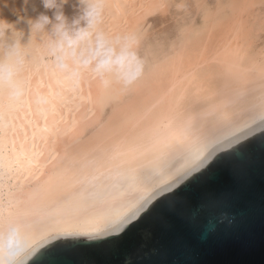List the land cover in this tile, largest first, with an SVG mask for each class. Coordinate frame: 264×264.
Wrapping results in <instances>:
<instances>
[{
  "label": "bare ground",
  "instance_id": "6f19581e",
  "mask_svg": "<svg viewBox=\"0 0 264 264\" xmlns=\"http://www.w3.org/2000/svg\"><path fill=\"white\" fill-rule=\"evenodd\" d=\"M187 1L105 0L100 27L136 34L144 57L134 83L105 87L89 71L69 79L54 68L47 37L30 30L53 17L42 0H0L5 42L25 56L23 96L0 90V260L14 264L53 235L118 226L197 155L264 120V0H193L201 23L160 40L149 21L196 7ZM79 7L63 5L70 22Z\"/></svg>",
  "mask_w": 264,
  "mask_h": 264
},
{
  "label": "water",
  "instance_id": "95a60500",
  "mask_svg": "<svg viewBox=\"0 0 264 264\" xmlns=\"http://www.w3.org/2000/svg\"><path fill=\"white\" fill-rule=\"evenodd\" d=\"M238 136L156 190L127 223L53 235L14 264H264V120L229 140Z\"/></svg>",
  "mask_w": 264,
  "mask_h": 264
},
{
  "label": "clouds",
  "instance_id": "9594fccd",
  "mask_svg": "<svg viewBox=\"0 0 264 264\" xmlns=\"http://www.w3.org/2000/svg\"><path fill=\"white\" fill-rule=\"evenodd\" d=\"M68 0H42L45 9L53 11V17L40 15L30 22L31 35L37 31L47 37V54L53 66L69 79H75L84 71L91 72L107 87L113 80L131 85L144 71L138 54L139 37L127 33L112 35L103 30L105 0H78L79 14L71 20L63 13ZM9 26L0 22V90H7L9 98L19 100L24 93L19 71L25 63L21 45L5 42ZM38 104L46 103L37 97Z\"/></svg>",
  "mask_w": 264,
  "mask_h": 264
},
{
  "label": "rangeland",
  "instance_id": "374dc122",
  "mask_svg": "<svg viewBox=\"0 0 264 264\" xmlns=\"http://www.w3.org/2000/svg\"><path fill=\"white\" fill-rule=\"evenodd\" d=\"M190 1L192 2L193 0H189V1L186 2L187 6H188L187 9L191 8L194 5L196 6L195 8L190 9L191 11L189 10V11H186V12H183V11L180 12L177 8L172 6V7H170L169 11L166 14H164L163 16L155 15L154 17H152L153 18V19L151 18L152 21H149L147 26L149 27V25H150L151 28H155L156 29L155 31L157 32V35L160 34L159 38L161 36L162 39L163 40L165 39L166 42L167 41H171L172 39H174L176 37V35L178 33V32L176 33V31L179 29L180 25L181 24L183 25L184 23H186V20L187 21L189 20L188 23H191V24H192V21H193L194 24H197L200 21H202L203 11H202L201 6H198L199 5L198 3L196 5V3L194 1L192 2L193 5L191 6L192 3ZM217 1L218 0H207L208 4L211 5L212 7H216L217 6ZM176 11H178V12L176 13ZM177 14L180 15V16H178ZM170 15H172V16H170ZM20 16L18 17V21L13 25V27H12L13 30H15L17 28L18 22H22V21L27 19L26 16H23V15H20ZM182 16H183V18H181ZM162 29H164V30H162ZM163 31H164V33H162ZM169 36H171V37H169ZM168 38H169V40H167ZM160 40H161V38H160ZM165 41H163V42H165ZM140 57L142 58V61H143L144 57H143L142 53H140Z\"/></svg>",
  "mask_w": 264,
  "mask_h": 264
},
{
  "label": "snow or ice",
  "instance_id": "6c2138e0",
  "mask_svg": "<svg viewBox=\"0 0 264 264\" xmlns=\"http://www.w3.org/2000/svg\"><path fill=\"white\" fill-rule=\"evenodd\" d=\"M250 135V133H245V136ZM243 139V137H236L235 140H228L227 144L221 143L219 148H216V152L225 151L226 149L235 146L240 142V140ZM207 163V160H205L202 156V154L197 155L195 159L184 169L182 173H180V180L179 182H182L184 178H186L192 171H199L201 168L205 166ZM179 171V170H178ZM152 175H159V172H154ZM149 180L152 179V176L148 177ZM166 181H156V184L159 185L160 183H163ZM162 191H170V188L162 189ZM133 215H135V212H133ZM121 220L116 221L115 223H120ZM124 223H127V221H123ZM120 229H117L119 231ZM15 255V253H13ZM0 264H7V262L0 260Z\"/></svg>",
  "mask_w": 264,
  "mask_h": 264
}]
</instances>
